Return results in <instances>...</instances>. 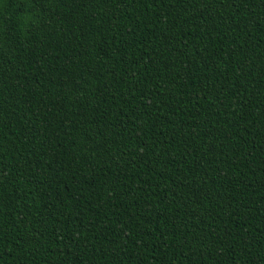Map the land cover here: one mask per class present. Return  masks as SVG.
<instances>
[{
  "label": "trees",
  "instance_id": "1",
  "mask_svg": "<svg viewBox=\"0 0 264 264\" xmlns=\"http://www.w3.org/2000/svg\"><path fill=\"white\" fill-rule=\"evenodd\" d=\"M0 264H264V0H0Z\"/></svg>",
  "mask_w": 264,
  "mask_h": 264
}]
</instances>
